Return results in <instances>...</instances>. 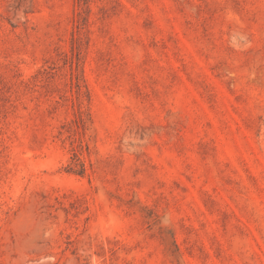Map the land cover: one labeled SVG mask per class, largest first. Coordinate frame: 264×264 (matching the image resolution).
Returning a JSON list of instances; mask_svg holds the SVG:
<instances>
[{"label":"rangeland","instance_id":"374dc122","mask_svg":"<svg viewBox=\"0 0 264 264\" xmlns=\"http://www.w3.org/2000/svg\"><path fill=\"white\" fill-rule=\"evenodd\" d=\"M0 264H264V0H0Z\"/></svg>","mask_w":264,"mask_h":264}]
</instances>
